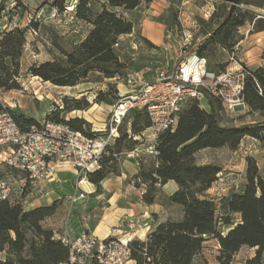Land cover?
Returning a JSON list of instances; mask_svg holds the SVG:
<instances>
[{
    "label": "trees",
    "instance_id": "trees-1",
    "mask_svg": "<svg viewBox=\"0 0 264 264\" xmlns=\"http://www.w3.org/2000/svg\"><path fill=\"white\" fill-rule=\"evenodd\" d=\"M7 1L0 2V10L5 9ZM14 1V7L3 14L7 18L17 13L19 4L26 6L23 0ZM151 1L77 0L73 4V17L89 27L84 37L70 50L58 47L59 57L32 63L28 72L55 86L73 87L89 80L93 73L103 78H121L126 74V66L118 53L120 37L134 31L133 21L124 13ZM174 2L169 0V15L163 22L166 32L175 26ZM53 6L59 11L64 9L57 1ZM258 9H264V0H217L208 17L198 19L188 51L205 57L209 70H223L228 59L212 61L217 50L227 55L233 53L243 38L239 30L247 22L252 24L249 32L264 30V15L256 11ZM3 15L0 13V20ZM32 25L35 24L30 20L25 27L0 28V89H21L17 81L20 58L27 41V30ZM246 70L243 98L247 114L264 115V64ZM118 97L117 87L111 84L106 89H98L93 101L85 95H63L61 104L55 105L44 119L62 122L90 137H98L103 132L96 133L86 119L66 118V115L71 111L87 110L92 103L111 108ZM206 100L209 109L202 108L195 99H187L177 114L173 129L158 135L156 156L139 163L136 178L145 186L143 202L161 204L157 196L159 190L166 182L174 181L177 188L162 205L179 206L181 216L156 220V214H153L155 220L146 238H133L128 242L134 264H193L203 243L210 238L217 240V260L221 264H230L242 246L255 248L254 255L244 264H262L264 178L255 159L245 157V181L240 190H230L226 195L216 197L207 194V190L217 179L221 167L214 163H199L196 153L204 148L235 150L245 136L263 140L264 125L260 122L235 124L226 117L218 99L206 95ZM3 109L11 113L22 130L38 123L23 111L3 107L0 103V111ZM148 126L144 107L130 109L118 125V136L105 147L98 165L86 173V179L98 187L104 178L117 174L120 156L140 146L141 141L136 136ZM2 178L6 177L0 168ZM59 203L54 200L48 205L24 208L20 201L0 199V252L3 253L0 264H61L67 259L66 244L53 238V231L44 225V220L56 212Z\"/></svg>",
    "mask_w": 264,
    "mask_h": 264
},
{
    "label": "built area",
    "instance_id": "built-area-1",
    "mask_svg": "<svg viewBox=\"0 0 264 264\" xmlns=\"http://www.w3.org/2000/svg\"><path fill=\"white\" fill-rule=\"evenodd\" d=\"M14 5V0H8L5 9H1L0 13L3 15ZM71 9L72 7H66L64 12ZM41 14L42 9L28 11L26 17L30 22L39 20ZM17 20L18 15L14 13L9 28L18 27ZM192 34L193 31L189 28L182 29L179 44L181 59L169 72L163 69L151 80L146 78L145 71L129 72L125 75L124 80L129 91L119 94L111 105L106 127L98 137H90L65 123L45 119L22 130L8 110H1L0 163L24 173L32 185L39 186L51 179L53 165L67 163L76 169L78 185L85 180L86 173L98 165L103 150L118 136V125L132 108L144 107L149 119L145 144L128 152L138 163L147 157L156 156L158 135L173 129L177 114L187 99H195L204 108V99L206 95H210L220 101L226 113L243 110L246 107L243 90L248 66L238 61L235 54L237 45L229 55L225 68L215 72L207 68L205 57L187 51ZM0 101L6 103L4 99L0 98ZM6 105L8 108L14 106ZM15 182L9 178L0 179L1 200L17 201L14 198L15 193H21L24 184L15 185ZM81 190L77 197L71 198L72 201L84 196L86 191L82 188ZM143 192L144 189L140 191L141 194ZM53 238L60 239L68 249L67 259L61 264H127L131 260L129 239L126 238H99L86 230L79 232L74 238L53 231Z\"/></svg>",
    "mask_w": 264,
    "mask_h": 264
},
{
    "label": "rangeland",
    "instance_id": "rangeland-1",
    "mask_svg": "<svg viewBox=\"0 0 264 264\" xmlns=\"http://www.w3.org/2000/svg\"><path fill=\"white\" fill-rule=\"evenodd\" d=\"M23 1L26 6L19 4L20 7L17 11L18 17H21L22 14H25V12H34L39 9H42V14L39 20H32L35 25H32V27L27 30V41L24 45L25 47L23 48L22 56L20 58V70L19 76L17 77V81L21 84V89L14 90V93L9 94L0 93V98L5 99L7 103L15 101L16 104L12 107L13 109L21 110L27 115L35 117L38 122L42 120L43 115L50 107L61 104L60 95L77 97L85 95L89 101H93L95 92L98 89H106L109 84L119 87L118 93H126L129 91V87L126 85L124 80V77L127 73L145 71L146 78L151 80L156 76L157 72L163 69H166L169 72L172 67H175L178 61L181 59L179 44L181 43L182 37H167L166 44L168 48H163V45L152 47L144 40L146 38L141 36L138 23L139 19L143 15L141 11L145 5H147L146 3H142L138 8H136L137 10L134 9L124 13L125 16L131 19L134 23V31L131 34L121 36L120 43L118 45V53L125 62L126 66V74L124 76L121 78H103L100 74L93 73L90 74L88 78L89 80L78 83L73 87L55 86L50 82L43 81L38 76L31 75V73L28 72V67L34 62L38 63L43 60L50 59L52 56L59 57L60 52L58 51V47H61L65 50H70L80 39L84 37L89 27L73 17V4L77 0ZM54 1H57L59 4H63L64 9L59 11L57 8H55L53 6ZM183 1L185 2L183 3ZM207 1L208 0H175L174 10L176 19L175 26L173 29H171V31H176L178 36H182V29L184 28H189L191 31H193L192 27L193 25H196V28H194L197 30L198 19L206 18L210 14L208 5L206 3ZM66 7H72V9L70 11L64 12ZM256 11H259V13L264 15V9H258ZM168 15L169 12L166 10V12H160L156 18L161 23H163L167 21ZM24 22L19 20L18 24L20 23V25H22ZM186 23L188 26H182V24L186 25ZM190 25H192V27ZM247 27L248 26H245L240 29V33H242L244 36L247 34ZM249 31L250 29L248 30V33ZM193 36L194 31L191 42H193ZM260 49L261 50L258 51V55L264 58V45L261 46ZM228 57L229 55H227L225 52L217 50L215 59H212V61L223 62L226 61ZM0 90L2 91L3 89ZM54 99L57 100V104ZM0 103L3 105V107H8L6 103L2 101H0ZM17 104H20L21 107H18ZM109 109V105L92 103L91 108L85 114L86 117L92 121L91 128L95 129L94 131L97 130L96 133H102L106 127ZM226 115V117L234 121L233 123L235 124H239L241 122L251 123V121L256 120L257 118L254 114H247V111L234 113L229 112L226 113ZM201 154L203 159H212L222 163L228 159L230 152L227 147L208 148L206 152L204 151ZM0 168L4 171L6 178L16 181L15 185L21 183L24 184V186H22V192H16L14 198L17 201H20L24 208H28V205L23 203L21 198L23 195L25 196L27 194L29 197L35 196H33V186L29 180L26 179L25 174L1 163ZM225 172L227 171L225 170L222 172L223 175L218 174L217 178L224 176ZM20 177H25V180L20 182ZM225 179L226 178L221 181L226 182ZM233 183L234 182H232V184ZM42 185L43 184H40V186ZM36 186L39 187V185ZM233 187L234 189L232 190H238L235 184ZM15 191L17 190L15 189ZM167 193V188H161L159 190L157 196L161 202V205L165 202ZM42 199L44 198H41V200ZM45 199H48V197ZM61 200H63V198L57 199L59 202ZM165 213L166 218L171 219H177L181 216L180 207L173 204L165 205ZM156 220H163V211L156 214ZM218 248L219 246L216 239H207L203 243L202 250L196 255L193 264H221L217 260ZM254 253L255 248L242 246L233 256L232 262L230 264H244V261L252 257ZM262 264H264V251L262 254Z\"/></svg>",
    "mask_w": 264,
    "mask_h": 264
},
{
    "label": "crops",
    "instance_id": "crops-1",
    "mask_svg": "<svg viewBox=\"0 0 264 264\" xmlns=\"http://www.w3.org/2000/svg\"><path fill=\"white\" fill-rule=\"evenodd\" d=\"M216 1L217 0H208L206 2L209 12H212L214 9ZM184 2L185 1H183V3ZM169 4V0H152L145 5L141 11L143 15L138 23L141 36L150 40L156 46L163 45V48H168L166 44L167 37H182L178 36L176 31H171V29L166 32L165 24L161 23L156 18L160 12H166ZM26 13L27 12H25V14L21 13L22 16L18 17V22L19 20L25 21L22 25L19 23V27H25L28 24ZM10 22L11 17L7 18L3 15L0 20V28H9ZM182 26L188 25L186 23V25L182 24ZM190 26L192 27V25ZM245 26H248L246 28L247 34H245V36L243 35V38L237 44V50L235 51L236 57L241 64H245L248 67L263 65L264 58L258 55V51L261 50L260 47L264 45V30L248 33V30L252 28V24L247 22L242 27ZM194 27L196 28V26L193 25L192 30L195 33L196 29ZM117 89H119V87H117ZM14 92V90L1 91L2 94ZM54 101L57 104V100L54 99ZM7 104L15 105L16 102L13 101ZM17 105L21 107L20 104ZM52 108L53 107H50L45 114L51 111ZM90 108L91 107L87 110L71 111L67 113L66 118L72 116L83 117L92 124V121L85 115ZM204 108L209 109L206 98L204 99ZM243 111H247V107L238 112ZM45 114L42 119H44ZM254 115H256L257 118L251 121V123L260 122L264 125V115L256 113ZM136 137L141 141L140 146L145 144L147 140V130H143L142 133ZM207 149L208 148L201 149L196 153L197 161L199 163H214L220 166L221 171L219 175H223L222 172L225 170L227 171L224 173V176L221 177V180L226 178V182L221 181L219 179L220 177L217 178L207 190V194L216 197L226 195L230 190L234 189V184L237 186L238 190L241 189L245 181L244 171L246 156H251L255 159L261 171V175L264 178V139L258 140L250 136H245L237 149L229 150L230 154L228 159L222 163L212 159H203L201 153L204 151L206 152ZM143 162H145V160ZM118 166L119 172L104 178L97 187L86 178L77 185L78 176L76 169L70 164L63 163L53 165V172L49 181H45L43 185L39 187L31 184L34 191L33 196L35 197H29L27 194L25 196L23 195L21 199L23 203L28 205V208H33L40 205H48L54 200L63 198L56 212L44 220V225L52 231L68 234L70 238H74L79 232L86 230L99 238L116 236L129 240L133 238L144 240L153 226V214L163 211V220L166 219L165 205H161L160 203L146 204L143 202L140 191L144 189L145 186L136 178V174L139 170V163L136 158L130 156L128 152L124 153L119 158ZM24 179L25 177L19 178V180ZM232 182L234 183L232 184ZM81 188L86 191L84 196L72 201L71 198L73 196L77 197V194L82 191ZM161 188L168 189V196L176 190L177 186L174 181H168L163 184ZM47 197L48 199H45ZM41 198L44 199L41 200ZM0 257H3L2 252H0ZM127 264H134V261L130 260Z\"/></svg>",
    "mask_w": 264,
    "mask_h": 264
}]
</instances>
